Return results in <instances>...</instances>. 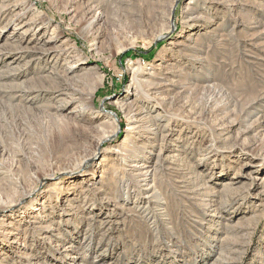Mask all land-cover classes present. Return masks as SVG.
Instances as JSON below:
<instances>
[{"label":"rangeland","instance_id":"rangeland-1","mask_svg":"<svg viewBox=\"0 0 264 264\" xmlns=\"http://www.w3.org/2000/svg\"><path fill=\"white\" fill-rule=\"evenodd\" d=\"M0 264H264V0H0Z\"/></svg>","mask_w":264,"mask_h":264}]
</instances>
